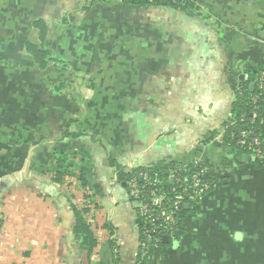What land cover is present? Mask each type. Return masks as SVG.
Masks as SVG:
<instances>
[{"label":"crops","instance_id":"1","mask_svg":"<svg viewBox=\"0 0 264 264\" xmlns=\"http://www.w3.org/2000/svg\"><path fill=\"white\" fill-rule=\"evenodd\" d=\"M195 1L0 0V264H137L120 173L196 160L212 186L146 264H264V163L224 139L239 81L264 66V0ZM36 19L64 69L24 53ZM260 135L264 150V120ZM85 193L92 253L74 234Z\"/></svg>","mask_w":264,"mask_h":264},{"label":"built area","instance_id":"2","mask_svg":"<svg viewBox=\"0 0 264 264\" xmlns=\"http://www.w3.org/2000/svg\"><path fill=\"white\" fill-rule=\"evenodd\" d=\"M258 85L264 87V72L259 75ZM256 99L255 95L252 96V101L255 102ZM231 136H236V144L248 148V153L255 159L263 158L262 139L253 129L247 127ZM188 166H192L193 171L189 174L182 173L181 168ZM163 173V176L155 179H151L148 171L144 170L136 173L129 171L126 176L127 193L130 200L136 203L139 218L141 236L137 264H146L149 254L159 247L163 236L171 238L176 235L177 213L185 198L194 200V206L203 196L201 194L212 186L207 178L210 167L203 164V161L196 160L189 164L176 162L174 166L163 170ZM169 181L173 185L168 189L166 183Z\"/></svg>","mask_w":264,"mask_h":264},{"label":"trees","instance_id":"3","mask_svg":"<svg viewBox=\"0 0 264 264\" xmlns=\"http://www.w3.org/2000/svg\"><path fill=\"white\" fill-rule=\"evenodd\" d=\"M111 0H88V4L84 5L82 10H89L93 2H109ZM123 3L131 6L139 7H149V6H170L182 13L196 7L195 0H121ZM68 17H63L61 22L66 24ZM34 28L38 31V41H25L23 50L26 55L29 56L30 60L38 67L40 70H44L49 66L59 67L64 69L65 64L60 60L50 56L46 50L43 48V44L46 39L47 34V23L43 19H36L33 22ZM261 72H264V66L260 67L256 72L251 73L246 80L239 81L238 88L235 90L234 100L231 106L232 120L224 126V139L225 142L230 143L242 152L248 153V148L239 146L236 144V136H231L232 133L235 135L244 128H251L254 133L258 134L260 137V124L264 120V87L261 88L258 85V78ZM252 83V86L250 84ZM256 96L257 99L252 101V96ZM263 148V146H262ZM264 163V150L263 158L255 159V164L257 166ZM173 162L171 165H175ZM203 164L208 165L207 162ZM209 166V165H208ZM182 173L189 174L193 171L192 166L181 168ZM140 170L148 171L149 177L151 179L160 178L163 176V170L154 169H133L131 172L136 173ZM128 172L120 173L119 177L121 180H126ZM209 174V173H208ZM209 182L211 180L209 175H207ZM212 184V183H211ZM80 185V184H79ZM172 182H167L166 186L169 189L172 186ZM82 186V185H81ZM203 192L201 195H203ZM174 194H171L173 196ZM188 204L187 207L185 205ZM194 200L190 198H185V202L181 204L180 211L177 213L178 228L180 230L182 227V221L184 216L192 210V205ZM94 207V200L90 195L85 193L83 203L80 206H73L74 215L76 218V223L74 226V234L76 238L80 241L81 247L85 249L88 253H92L96 246V239L91 229V222L87 219L88 213L91 208ZM176 230V231H177ZM139 235L141 236L140 232ZM113 246V242L111 243ZM162 244V240L159 245Z\"/></svg>","mask_w":264,"mask_h":264},{"label":"water","instance_id":"4","mask_svg":"<svg viewBox=\"0 0 264 264\" xmlns=\"http://www.w3.org/2000/svg\"><path fill=\"white\" fill-rule=\"evenodd\" d=\"M250 86H252V83L250 84ZM249 157L250 156L247 154L245 156V159L247 160V159H249ZM187 206H188V204L185 205V207H187ZM178 233H179V230H177L175 234L177 235ZM238 236H239V234L236 235V237H238ZM167 240H168V236H163L162 241L166 242Z\"/></svg>","mask_w":264,"mask_h":264},{"label":"rangeland","instance_id":"5","mask_svg":"<svg viewBox=\"0 0 264 264\" xmlns=\"http://www.w3.org/2000/svg\"><path fill=\"white\" fill-rule=\"evenodd\" d=\"M132 204H133V206H135L136 203L135 202H132Z\"/></svg>","mask_w":264,"mask_h":264}]
</instances>
